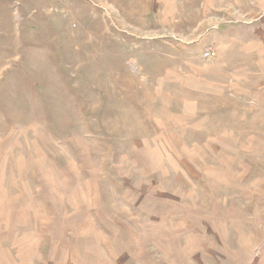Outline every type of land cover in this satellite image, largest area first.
I'll use <instances>...</instances> for the list:
<instances>
[{
	"label": "rangeland",
	"instance_id": "obj_1",
	"mask_svg": "<svg viewBox=\"0 0 264 264\" xmlns=\"http://www.w3.org/2000/svg\"><path fill=\"white\" fill-rule=\"evenodd\" d=\"M0 264H264V0H0Z\"/></svg>",
	"mask_w": 264,
	"mask_h": 264
},
{
	"label": "built area",
	"instance_id": "obj_2",
	"mask_svg": "<svg viewBox=\"0 0 264 264\" xmlns=\"http://www.w3.org/2000/svg\"><path fill=\"white\" fill-rule=\"evenodd\" d=\"M209 54H210V52H209V51H207V52H206V56H207V55H209Z\"/></svg>",
	"mask_w": 264,
	"mask_h": 264
}]
</instances>
